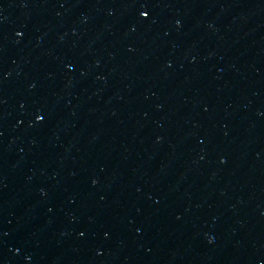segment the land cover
Returning <instances> with one entry per match:
<instances>
[{"label":"water","instance_id":"obj_1","mask_svg":"<svg viewBox=\"0 0 264 264\" xmlns=\"http://www.w3.org/2000/svg\"><path fill=\"white\" fill-rule=\"evenodd\" d=\"M0 264H264V0H0Z\"/></svg>","mask_w":264,"mask_h":264}]
</instances>
